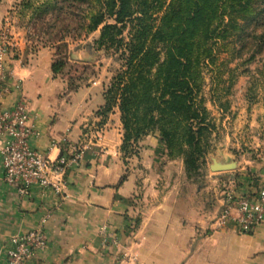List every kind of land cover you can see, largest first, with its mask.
Returning <instances> with one entry per match:
<instances>
[{"label": "crops", "instance_id": "obj_1", "mask_svg": "<svg viewBox=\"0 0 264 264\" xmlns=\"http://www.w3.org/2000/svg\"><path fill=\"white\" fill-rule=\"evenodd\" d=\"M93 55L83 48L72 53L77 59H92ZM52 64L50 48H42L28 59H16L11 65L12 76L6 78L9 92L5 102L13 104L19 93L27 97L39 131L32 142L49 151L52 158L62 153L64 144L69 153L73 146H84L83 153L69 171L67 187L61 195L50 189L19 194L5 184L0 159V264L9 239L36 227L46 232L47 246L25 264H116L118 254L126 263L131 254H138L143 264H216L217 258L220 264H264V222L251 234H204L202 231L209 227L195 208L192 221H188L180 209L176 218L161 213L160 218L154 219L150 206L145 208L140 227L131 232L134 196L138 188L147 189L152 177L145 169H140L145 174L141 176L136 161L153 169V162H148L149 149L154 162L175 159L168 157L158 131L153 132L154 148L146 145L141 152L126 154L122 150L124 130L119 108L102 111L103 81L91 79L68 90L64 78L52 70ZM257 121L250 114L249 123L244 126L249 131L246 136L242 134L239 139L227 132L224 141L216 142L215 150L209 154V165L213 158L236 163L234 169L216 174L223 181L240 174V191L248 194L264 185ZM149 137L151 134L134 143L135 149ZM53 141L57 143L54 147ZM208 212L213 214L215 210L210 206Z\"/></svg>", "mask_w": 264, "mask_h": 264}, {"label": "trees", "instance_id": "obj_2", "mask_svg": "<svg viewBox=\"0 0 264 264\" xmlns=\"http://www.w3.org/2000/svg\"><path fill=\"white\" fill-rule=\"evenodd\" d=\"M60 1L87 2V32L100 30L95 43L120 52L122 69L105 89L102 111L119 108L122 150L131 153L158 131L168 157H182L187 171L196 170L214 127L201 96L203 67L223 52L242 58L253 47L252 60L264 50V0H44L40 6L49 11ZM63 65L55 61L52 70L58 74Z\"/></svg>", "mask_w": 264, "mask_h": 264}, {"label": "rangeland", "instance_id": "obj_3", "mask_svg": "<svg viewBox=\"0 0 264 264\" xmlns=\"http://www.w3.org/2000/svg\"><path fill=\"white\" fill-rule=\"evenodd\" d=\"M43 2L44 0H0V45H7L12 63L16 59H28L42 48H50L53 51V62L64 63L58 74L66 81L68 90L80 87L91 79L103 81L107 89L114 76L122 69L123 60L116 49L99 47L95 43L100 30L90 34L87 32L83 23L88 3L60 1L57 7L44 11V7L40 6ZM244 43L249 47V40ZM88 44L93 47L87 48ZM82 48L94 53L93 58L77 59L72 56L74 51ZM253 50V47L247 48L242 58L235 59L228 58L229 54L223 52L215 65L203 67L201 96L214 127L204 137V142H207L206 154L199 159L196 170L187 171L182 157L174 158L171 162L167 159L154 162L152 149H149L151 154L148 162H153V169L136 161L135 167L139 174L140 169L152 174L147 187L151 192L147 193V189L143 187L138 188L133 201L134 213L130 216L131 232L140 227L145 208L152 206L154 219L160 218L161 213L168 214L169 218H176V211L180 209L184 210L186 220L192 221L195 208L205 219V226L209 227L202 231L204 234L240 233L219 218L225 192L234 187L236 195L242 193L239 188L241 176L236 173L225 181L220 180V174H216L218 171L210 168L209 154L215 150L216 142L224 141L227 132L236 137L242 134L246 136L249 131L244 126L249 123L248 119L252 114L259 121L255 125L260 124L257 126L258 136L262 139L259 152L262 151V160L264 159V50L254 59L248 60ZM248 127L250 129L252 126ZM150 134L151 137L145 144H137L138 150L133 146L130 151L141 152L146 145L154 148L156 140L154 133ZM140 175L145 174L142 172ZM232 178L237 179V187L230 183ZM210 206L215 210L213 214L208 212ZM121 256L117 255L116 264H143V259L138 254H131L127 263ZM219 260L216 259V264H220Z\"/></svg>", "mask_w": 264, "mask_h": 264}, {"label": "built area", "instance_id": "obj_4", "mask_svg": "<svg viewBox=\"0 0 264 264\" xmlns=\"http://www.w3.org/2000/svg\"><path fill=\"white\" fill-rule=\"evenodd\" d=\"M12 61L5 43L0 45V159L4 182L19 194L43 193L53 190L63 194L67 187L68 173L79 163L83 147L73 146V152L52 158L49 151L35 146L32 139L39 134L27 97L19 93L13 104L5 99L9 92L6 84L12 76ZM57 143L52 142V147ZM52 147L50 149H52ZM49 149V150H50ZM230 183L237 187V179ZM236 188H229L223 195L219 220L231 224L240 233L251 234L264 222V185L254 193L236 195ZM47 234L41 227L14 234L5 248L3 264H25L47 246ZM117 244V242H115Z\"/></svg>", "mask_w": 264, "mask_h": 264}, {"label": "water", "instance_id": "obj_5", "mask_svg": "<svg viewBox=\"0 0 264 264\" xmlns=\"http://www.w3.org/2000/svg\"><path fill=\"white\" fill-rule=\"evenodd\" d=\"M235 167H236V163L234 161L221 162L216 158H213V163L210 165V168L213 171L231 170L234 169Z\"/></svg>", "mask_w": 264, "mask_h": 264}]
</instances>
